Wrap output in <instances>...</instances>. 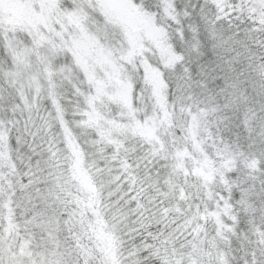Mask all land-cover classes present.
<instances>
[{
    "label": "snow or ice",
    "instance_id": "snow-or-ice-1",
    "mask_svg": "<svg viewBox=\"0 0 264 264\" xmlns=\"http://www.w3.org/2000/svg\"><path fill=\"white\" fill-rule=\"evenodd\" d=\"M0 264H264V0H0Z\"/></svg>",
    "mask_w": 264,
    "mask_h": 264
}]
</instances>
